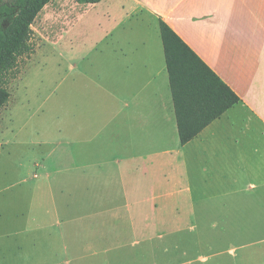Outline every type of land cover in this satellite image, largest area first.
<instances>
[{
	"label": "crops",
	"instance_id": "obj_1",
	"mask_svg": "<svg viewBox=\"0 0 264 264\" xmlns=\"http://www.w3.org/2000/svg\"><path fill=\"white\" fill-rule=\"evenodd\" d=\"M56 3L15 68L22 82L42 48L64 63L61 126L21 181L17 264H208L197 230L258 231L217 256L264 264V0ZM161 21L240 99L186 144Z\"/></svg>",
	"mask_w": 264,
	"mask_h": 264
},
{
	"label": "rangeland",
	"instance_id": "obj_2",
	"mask_svg": "<svg viewBox=\"0 0 264 264\" xmlns=\"http://www.w3.org/2000/svg\"><path fill=\"white\" fill-rule=\"evenodd\" d=\"M58 1L60 0H54L53 4L45 8L32 27L34 31L32 43L35 48L41 44L36 36L39 24L43 16L54 8ZM22 57L30 58V54ZM63 67V60L59 56L42 48L30 62L29 72L23 77L22 82L17 80L20 76V68L8 72L1 78L11 98L0 113V264H17L15 251L20 236L15 233L19 229L18 226L27 220L30 199L29 185H21V181L27 177L31 169L28 160L33 157L34 143L53 137L61 126V119H57L55 115H47V111L61 97L63 86L59 84L63 78ZM46 104L47 106H44ZM195 232L192 233L197 234L195 238L199 240L198 245L195 246L197 254L215 257L211 258L208 264H233L235 261L232 256L217 255L223 250L231 254L232 252L228 250L233 244L258 240L256 230L246 233L232 231L234 234L240 232V235L232 234L229 236L230 239L219 230ZM181 236L191 237L189 232H184ZM206 238L211 239L213 243L203 244ZM254 250L255 247L245 249L239 254L243 255Z\"/></svg>",
	"mask_w": 264,
	"mask_h": 264
},
{
	"label": "trees",
	"instance_id": "obj_3",
	"mask_svg": "<svg viewBox=\"0 0 264 264\" xmlns=\"http://www.w3.org/2000/svg\"><path fill=\"white\" fill-rule=\"evenodd\" d=\"M97 4L101 0H76ZM54 0H0V113L11 95L1 78L34 53L33 25ZM170 87L182 144L240 102L239 97L164 22H160Z\"/></svg>",
	"mask_w": 264,
	"mask_h": 264
}]
</instances>
